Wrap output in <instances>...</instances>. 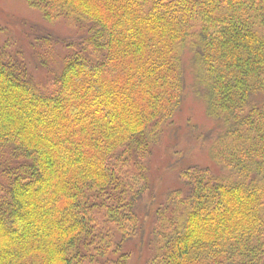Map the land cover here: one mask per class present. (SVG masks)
Masks as SVG:
<instances>
[{
	"label": "trees",
	"instance_id": "16d2710c",
	"mask_svg": "<svg viewBox=\"0 0 264 264\" xmlns=\"http://www.w3.org/2000/svg\"><path fill=\"white\" fill-rule=\"evenodd\" d=\"M25 2L79 34L38 27L54 73L0 46V264H264V0ZM188 78L212 166L142 206Z\"/></svg>",
	"mask_w": 264,
	"mask_h": 264
},
{
	"label": "rangeland",
	"instance_id": "374dc122",
	"mask_svg": "<svg viewBox=\"0 0 264 264\" xmlns=\"http://www.w3.org/2000/svg\"><path fill=\"white\" fill-rule=\"evenodd\" d=\"M38 27L47 29L55 36L77 37L79 34L74 25L64 20L44 21L39 11L30 7L25 0H0V46L8 44L12 50L20 52L28 66L36 68L41 65L43 71L59 72L66 49L52 39L46 43L43 31L37 40L35 34ZM190 86L191 79L188 78L179 111L165 126L152 149L147 164L151 190L144 195L142 206L150 202V192L160 196L176 186V170L183 158L212 166L211 141L200 137L213 124L205 116L202 102L192 95ZM140 244L136 241L127 264H141L144 261L138 250Z\"/></svg>",
	"mask_w": 264,
	"mask_h": 264
}]
</instances>
